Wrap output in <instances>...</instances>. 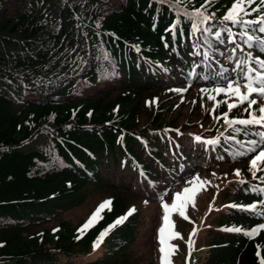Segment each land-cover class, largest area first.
<instances>
[{
    "label": "trees",
    "instance_id": "1",
    "mask_svg": "<svg viewBox=\"0 0 264 264\" xmlns=\"http://www.w3.org/2000/svg\"><path fill=\"white\" fill-rule=\"evenodd\" d=\"M233 2L0 0V264H162L164 214L154 232L158 261L145 263L135 254L143 214L129 192L146 198L184 180L173 204L177 192L192 187L187 181L193 174L206 182L199 169L206 153L216 163L240 165L244 174L222 189L225 208L216 218L210 220V212L222 207L197 211L207 232L190 218L193 206L187 220L172 214L182 237L169 241L177 249L172 264H259L264 230L246 233L264 224V183L249 171L264 142L256 152L248 142L260 141L255 133L263 129L236 125L241 131H234L221 117L247 118L246 105L228 112L231 100L211 91L223 84L215 73L233 67L231 45L214 36ZM201 8L213 19L194 33L192 24L199 22L192 14ZM209 72L213 80L204 79ZM174 83L198 89L197 102L213 118L211 134L186 132L176 115ZM128 177L132 181L125 183ZM208 188L205 183L195 197L200 210L207 207ZM96 195L101 199L87 217L69 218ZM109 200L110 210L81 233ZM253 204L254 211L245 210ZM132 208L135 213L94 248L100 234ZM233 227L242 231H224Z\"/></svg>",
    "mask_w": 264,
    "mask_h": 264
},
{
    "label": "snow or ice",
    "instance_id": "2",
    "mask_svg": "<svg viewBox=\"0 0 264 264\" xmlns=\"http://www.w3.org/2000/svg\"><path fill=\"white\" fill-rule=\"evenodd\" d=\"M184 0H179L180 5H183ZM211 3V0H209ZM258 5V6H256ZM206 9H196L192 14L196 21L193 22V32H200L201 29L199 24L207 25L208 22L213 19L212 16L205 14ZM222 27L220 30L214 33L215 39L221 43H227L231 45V54L227 57L233 63V67L227 70H223L219 73H215L216 77L223 80V84H217L211 89L217 95H224L233 102L227 103L228 112H231L235 108H243V111L247 114V118H236L230 119L225 114L221 119L225 120L229 127H232L234 131H241L240 128L234 126L239 125L244 128L258 127L264 129V0H234L232 6L228 9L226 14L221 19ZM205 32L209 31L206 27ZM226 34V38H225ZM207 43V41H205ZM247 51H245V47ZM255 50H258L256 52ZM241 53L237 56L236 53ZM205 56L208 53L204 54ZM220 55H224L223 52ZM228 73H232L229 75ZM205 80H213L214 76L211 72L205 73ZM177 92H182L183 89H175ZM202 92H208L209 89H201ZM214 99L215 97H210ZM258 105V107H257ZM259 135L261 140H251L248 143L251 145L249 148L250 152H256V145L264 142V131H258L255 133ZM233 138V137H229ZM197 141H201L202 138L195 137ZM208 145L218 144L220 141L217 140H206L202 141ZM239 143V141H237ZM252 179H260L261 183H264V179L258 175V173H264V149H261L253 158L250 159V169ZM235 175L241 176L239 169L236 170ZM192 187H185L183 192H177L175 194V202L171 205L167 202L162 203L164 216H163V227L159 229V243L161 245L159 251L162 254V264H172L170 257L176 252L175 246L169 244V241L176 238H182L180 233L174 231L175 224L171 219L174 212H178L181 217L185 220L188 219L186 215V209L189 205L195 207V197L197 192L206 183L201 180L199 175H195L192 179L187 181ZM241 183H247V181H241ZM264 191V189H261ZM166 195V193H165ZM161 201L164 200V196H161ZM112 201H106L101 204L98 210L91 216L89 221L81 227L79 230L83 233L90 226H93L98 219H102L101 213L104 209L111 207ZM228 207H244L241 205H228ZM256 205H248L245 210L254 211ZM136 209L132 208L128 211L125 216L118 218L113 224H110L94 244V248H99L103 243L108 233L115 228L117 225L122 224L128 219ZM264 230V224L260 225L256 230L246 233L247 235L254 236L259 231ZM224 231L230 232H241L242 229L238 227L226 228ZM196 231L191 233V236H196ZM194 241L189 239L188 249L192 250ZM259 245L257 248L259 249ZM256 256L259 264H264V254L261 251H257Z\"/></svg>",
    "mask_w": 264,
    "mask_h": 264
},
{
    "label": "rangeland",
    "instance_id": "3",
    "mask_svg": "<svg viewBox=\"0 0 264 264\" xmlns=\"http://www.w3.org/2000/svg\"><path fill=\"white\" fill-rule=\"evenodd\" d=\"M186 88H190L187 83H174L173 84V92H175V96L177 97V101L179 102V106L176 108V115L179 116L180 122L183 123L187 133H195V134H211L210 127L213 126L212 117H209L207 114V109L203 108L200 103L197 102L198 99V89L195 87H191L188 91ZM175 89H183L182 92H177ZM188 91V92H187ZM173 98L174 96L171 95ZM231 102H233L231 100ZM190 124V125H189ZM219 130L217 128L216 132ZM264 131V129L262 130ZM216 133H214L215 135ZM212 153H206L204 159L203 166L199 169L201 170V176L205 177V181L208 184V191L204 193L203 196H206L207 207L204 210H200L196 205L195 211L190 218L199 223V229L207 232L208 229H203L205 225H203V217L198 216V212L202 213L207 210L209 206L212 207H222L219 211L212 210L210 212L211 217L210 220H213V217L216 218V215L224 210V197L222 189L233 186L238 180L242 179L243 170L240 165L232 164L231 162H225L223 159H220L218 163L214 162L217 159L212 157ZM201 155L198 157V160L201 159ZM208 163V164H207ZM207 164V166H206ZM239 169L241 172V176L235 175L236 170ZM193 174L190 178L194 177ZM125 183L130 182V177L125 179ZM184 180L175 181L169 185H163L161 187V191H159L156 195L146 196L144 197H136L133 195L135 192L130 191L129 193L134 196L136 201L139 203L141 207V211L143 214V229L141 231V237L138 240L137 245L135 246V254L141 261L147 263L150 261H158V249L156 247L155 242V226L158 227L161 224V219L164 214L162 203L167 202L171 203L173 199V192L181 189V185L184 184ZM219 191V194L216 191ZM166 193V195H165ZM164 196V200L161 201V196ZM99 195L96 197H92L89 199L83 206H80L74 210H72L68 216L74 221L78 222L79 220L84 219L89 215V213L96 207L97 202L101 199ZM189 226L188 228H190Z\"/></svg>",
    "mask_w": 264,
    "mask_h": 264
}]
</instances>
